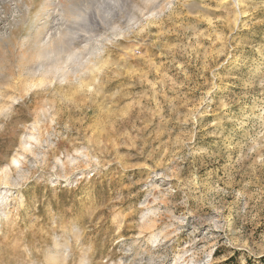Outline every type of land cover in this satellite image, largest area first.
I'll list each match as a JSON object with an SVG mask.
<instances>
[{
	"label": "rangeland",
	"instance_id": "1",
	"mask_svg": "<svg viewBox=\"0 0 264 264\" xmlns=\"http://www.w3.org/2000/svg\"><path fill=\"white\" fill-rule=\"evenodd\" d=\"M0 264H264V0H0Z\"/></svg>",
	"mask_w": 264,
	"mask_h": 264
}]
</instances>
